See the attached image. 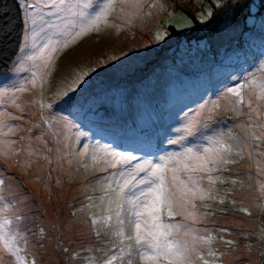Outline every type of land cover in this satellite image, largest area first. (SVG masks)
Returning a JSON list of instances; mask_svg holds the SVG:
<instances>
[{
	"label": "rangeland",
	"instance_id": "374dc122",
	"mask_svg": "<svg viewBox=\"0 0 264 264\" xmlns=\"http://www.w3.org/2000/svg\"><path fill=\"white\" fill-rule=\"evenodd\" d=\"M17 1L24 14V51L0 73V93H9L0 96V120L19 119H7L13 130L0 134V208L8 207L27 264H106L119 257L124 245L115 235V219L111 227L93 223L109 214L107 184L121 171L109 166L112 158L103 149L136 157L127 166L131 170L146 160L183 155L187 147H210V140L221 136L232 146L229 158L235 162L212 173L219 179L211 186L212 199L196 201L199 221L169 220L167 210L163 218L215 237L198 245L209 264H264V139L252 138L264 136V108L259 100L253 103L257 111L247 107L246 83L264 76V10L259 13L254 4L242 22L226 23L214 36L197 39L192 32L202 30L194 28L196 23L205 24L223 0H142L140 10L118 5L110 17L116 27L87 33L57 52L43 87L39 80L37 87L28 84L13 103L11 93L40 64L26 60L37 51L29 39L33 10L25 9V0ZM34 11L35 43L58 38L64 18L45 14L41 19L40 9ZM240 84L246 85L243 105L227 91ZM38 100L50 107L41 109ZM91 117L120 118L131 137L141 135L136 132L157 136L159 150H119L93 127ZM191 122H198L195 135L186 133ZM200 186L207 190L208 180ZM124 243L135 248L133 241ZM209 249L217 255L210 256ZM5 254L9 264H17Z\"/></svg>",
	"mask_w": 264,
	"mask_h": 264
},
{
	"label": "snow or ice",
	"instance_id": "6c2138e0",
	"mask_svg": "<svg viewBox=\"0 0 264 264\" xmlns=\"http://www.w3.org/2000/svg\"><path fill=\"white\" fill-rule=\"evenodd\" d=\"M118 5L128 6L134 10H140L142 0H25V9H32L29 16L32 17V35L29 37L31 47L37 49L26 56V60L40 61L37 71L32 72V78L25 84L19 85L12 93L11 99L15 103L17 92L27 90L28 84L43 87L45 76L49 75L52 61L55 54L62 49L90 32H99L101 28L116 27L110 23V17L116 11ZM151 7L155 8L153 3ZM39 8L41 19L43 15L61 16L64 23L57 26L56 36L49 38L42 44L35 43L39 31L35 28V16L38 14L34 10ZM45 9H48L45 13ZM54 9L55 11H51ZM124 12V7H121ZM135 12H133V16ZM127 16V14H125ZM52 27V24H48ZM46 31V29H42ZM156 39H161L159 33ZM27 47V44H26ZM24 51V49H21ZM28 71L27 68H23ZM81 83L83 80L80 81ZM250 89L247 99V107L253 108L254 100L261 102L264 108V76L253 78L246 82ZM245 84L238 87L229 88L227 91L236 98L235 103L245 104ZM75 90V89H73ZM9 95L8 91L0 93V96ZM41 109L46 106L41 101H36ZM20 108L19 105H16ZM22 110V109H21ZM4 113H0L3 116ZM207 117H205L206 119ZM7 119H19L15 116H7L5 120H0V134L7 135L13 129L6 122ZM45 123H49L45 120ZM198 122H191L186 127L188 135H195ZM253 139H264V136L254 134ZM184 139V137H181ZM177 141H172L176 143ZM210 147L196 150L187 147L183 155L161 156L158 162L146 160L136 163L131 170L128 165L136 159L132 155L118 154L108 149H103L111 156L110 167H121L119 179L107 184L108 189V215L102 221L94 220L93 223H103L112 226L115 219L116 237L124 245L119 249V257L112 256L106 264H114L117 259L122 264H195L196 260L209 264V261L200 253L198 245L210 244L215 237L199 236L197 230L190 225L174 224L163 218V213L167 210L169 220L175 216H181L185 220L197 223L200 217L197 216L196 201H204L213 198L212 185L216 184L217 177H213L214 171H219L220 166L234 163L231 160L232 146L223 142V137L210 140ZM87 153V149L84 150ZM240 153H237L239 155ZM93 166L99 161L93 156ZM108 163L107 161H103ZM143 174V175H141ZM196 174H203L197 176ZM208 180L209 188L205 190L200 186L203 179ZM224 182V181H220ZM235 183V181H233ZM4 180L0 178V186ZM115 185V186H114ZM264 193V186L261 187ZM223 203V200H221ZM8 207L0 208V253L7 252L15 257L17 264H27L25 257L20 255V237L12 230L13 220L7 216ZM114 214V216H113ZM125 241H133L135 248ZM231 245V241H227ZM210 256L215 257L217 253L209 249ZM135 255V261L132 259ZM125 256L128 257L125 260ZM31 264H35L32 261Z\"/></svg>",
	"mask_w": 264,
	"mask_h": 264
},
{
	"label": "trees",
	"instance_id": "16d2710c",
	"mask_svg": "<svg viewBox=\"0 0 264 264\" xmlns=\"http://www.w3.org/2000/svg\"><path fill=\"white\" fill-rule=\"evenodd\" d=\"M254 4L259 5V13L264 10V0H223L214 7L212 16L205 24L196 23L194 28L202 31L198 34L192 32V37H211L226 23L242 22L250 15ZM24 29V14L18 1L0 0V73L8 72L15 63L22 46ZM91 122L96 130L113 140L119 150H159L155 143L157 136L136 132L141 135L131 137L132 133L119 125L120 118L91 117ZM159 132L166 133L167 129Z\"/></svg>",
	"mask_w": 264,
	"mask_h": 264
},
{
	"label": "crops",
	"instance_id": "0c3cea01",
	"mask_svg": "<svg viewBox=\"0 0 264 264\" xmlns=\"http://www.w3.org/2000/svg\"><path fill=\"white\" fill-rule=\"evenodd\" d=\"M8 256L9 255H7V254H5V252H3V253H0V264H6V262H7V264H9L8 262ZM7 259V260H6Z\"/></svg>",
	"mask_w": 264,
	"mask_h": 264
}]
</instances>
